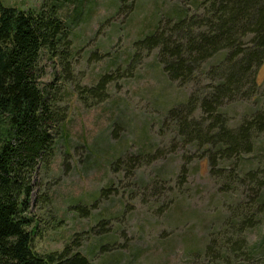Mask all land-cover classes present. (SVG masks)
Listing matches in <instances>:
<instances>
[{
	"label": "rangeland",
	"instance_id": "obj_1",
	"mask_svg": "<svg viewBox=\"0 0 264 264\" xmlns=\"http://www.w3.org/2000/svg\"><path fill=\"white\" fill-rule=\"evenodd\" d=\"M0 1L22 11L54 4L72 23L73 70L65 73L48 60L42 79L43 87L59 86L64 119L34 179L33 252L45 258L69 246L92 264H226L217 247L222 222L238 203L264 193V133L241 162L213 164L215 149H195L198 134L188 139L179 130L180 121L201 118L200 110L188 116L184 104L193 93L206 95L210 81H172L158 51L137 46L183 13L201 12L205 0ZM62 74L69 75L64 88ZM105 79L95 94L79 92ZM221 104L218 113L232 131L250 116L248 101ZM245 173L252 183L241 181ZM261 221L246 232L249 257L242 253L229 264H264V215Z\"/></svg>",
	"mask_w": 264,
	"mask_h": 264
},
{
	"label": "trees",
	"instance_id": "obj_2",
	"mask_svg": "<svg viewBox=\"0 0 264 264\" xmlns=\"http://www.w3.org/2000/svg\"><path fill=\"white\" fill-rule=\"evenodd\" d=\"M198 6L201 12L183 13L137 46L146 53L157 50L158 63L172 81L183 86L201 76L210 81L206 95L193 93L184 104L188 116L200 110L201 118L180 121L179 130L187 132L188 139L198 134L192 139L195 149L211 145L213 164L217 159L221 166L234 164L264 133V73L259 76L264 71V0H205ZM58 13L54 4L22 11L0 1V264H92L69 246L45 258L32 250L37 228L29 214L34 179L51 156L57 126L64 119L57 100L59 86L43 87L45 63L49 60L65 73L73 70L68 51L72 23H65ZM67 76L62 74L61 88L68 84ZM105 83L106 79L79 92L95 94ZM237 99L250 102V116L232 131L218 111L224 101ZM202 116L205 121H200ZM200 124L207 127V136ZM245 180L252 183L254 178L245 173L241 181ZM41 203L46 201L41 198ZM238 204L232 218L222 222L217 246L226 264L242 253L249 257V251L243 252L246 232L262 222L264 193Z\"/></svg>",
	"mask_w": 264,
	"mask_h": 264
}]
</instances>
